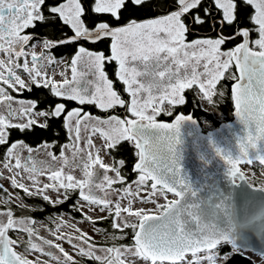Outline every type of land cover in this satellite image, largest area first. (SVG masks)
Listing matches in <instances>:
<instances>
[{"label":"snow or ice","instance_id":"6c2138e0","mask_svg":"<svg viewBox=\"0 0 264 264\" xmlns=\"http://www.w3.org/2000/svg\"><path fill=\"white\" fill-rule=\"evenodd\" d=\"M205 29L215 35L188 38ZM101 43L107 51L95 47ZM69 46L67 59L55 56ZM226 80L242 139L232 124L214 123ZM34 88L47 96L12 95ZM188 90L198 108L207 106L206 132L194 114L177 111ZM57 122L63 143L11 140L12 131L36 129L58 137ZM225 133L237 141L235 161L220 146ZM261 145L264 0H0V181L8 182H0V264H234L236 256L249 260L248 251L264 260V250L207 222L202 197L215 187L204 163L224 164L235 180L241 164L264 169V156L245 159ZM73 195L67 213L25 214ZM97 220L113 230L95 229L103 244L78 227Z\"/></svg>","mask_w":264,"mask_h":264},{"label":"water","instance_id":"95a60500","mask_svg":"<svg viewBox=\"0 0 264 264\" xmlns=\"http://www.w3.org/2000/svg\"><path fill=\"white\" fill-rule=\"evenodd\" d=\"M225 124H232V132L243 138L244 130L236 120L234 110L233 120ZM236 143L234 136L225 133V142L220 144L226 152H230L234 161L238 158ZM260 156H264V145H261L260 152L249 150L245 159L256 160ZM202 166L209 175L207 183L215 186L202 194L205 203L203 214L207 222L215 225L221 233L243 238L250 248L264 250V190L250 185L239 168L240 175L233 180L225 165L214 159H209ZM187 167L193 170L195 165L189 161ZM234 264L255 263L251 259L246 261L245 256L240 255L234 257Z\"/></svg>","mask_w":264,"mask_h":264},{"label":"trees","instance_id":"16d2710c","mask_svg":"<svg viewBox=\"0 0 264 264\" xmlns=\"http://www.w3.org/2000/svg\"><path fill=\"white\" fill-rule=\"evenodd\" d=\"M85 2H86V6H87V4L91 3V0H85ZM37 30L39 31V29H37ZM225 31L226 32L230 31V29L226 28ZM197 35H201V36L214 35V32H208L205 29V30H202V31H200L198 33H194V34L190 35L188 38L191 40V39H194ZM95 47L98 48V49H102V50L107 51V44L106 43H101V44L95 45ZM53 52H54L56 57H66V56L69 57L72 54V52H73V48L71 46L65 47V48H57V49H54ZM113 67H114V65H109L107 67V71H108V73L110 75L112 74ZM116 87L119 89L121 86L117 83ZM225 88H226V85H225ZM226 89L228 90V88H226ZM12 95L16 96L17 98H20V99H35V98H43V96H47V91L44 90V89H35L34 88L32 92L24 91L22 94H17L15 92H12ZM225 98H224V100H225ZM48 99H49V101H51L53 103L55 102V99L52 98V97H48ZM220 102L222 104L221 107H220V111L223 112L224 115H226L224 119H230L231 114H230L229 106L226 104L225 101H221L220 100ZM189 105H190V103L188 101V103L186 104V107H188ZM41 106H43V105H41ZM74 106L75 105H73V104H69L70 108L74 107ZM86 110H89V111H91L94 114H98L93 107L86 106ZM159 119H165V118L160 116ZM53 128L60 131V136L54 137L52 131H43V130H40V129H36L34 132L26 133L23 136H21V134L19 132L12 131L11 140L23 139L27 143H29V144H31L33 146H35L37 143H39L43 139H48L49 141H51V140H53L55 138V139L59 140L61 143L65 142L66 138L64 136L63 130L59 129V122L54 124ZM258 168H260L258 165H252V169L253 170H257ZM131 178L132 177H130V179ZM75 199H76L75 195H73V197L67 203H65L63 205H59L55 209L46 206V207H48V212H46V213L33 212V213H25V214L26 215L35 216L38 220H44L45 217L48 215V213H53V212L67 213L69 211V205L74 203ZM28 203L39 204V203H42V201L28 199ZM17 215H20V213L17 212ZM72 216H74L77 219H79L80 214L79 213H72ZM101 221L102 222H100L99 225L103 224L102 226L105 227V229H107L109 232L113 231L111 229V227H110V221L109 220H101ZM11 235H13V234L11 233ZM127 242L128 241H121L120 243H127Z\"/></svg>","mask_w":264,"mask_h":264},{"label":"flooded vegetation","instance_id":"af4514ba","mask_svg":"<svg viewBox=\"0 0 264 264\" xmlns=\"http://www.w3.org/2000/svg\"><path fill=\"white\" fill-rule=\"evenodd\" d=\"M30 31V30H29ZM215 35V33H214ZM213 35V36H214ZM231 45H226L225 47H230ZM57 58H60V57H57ZM66 59L68 58L67 56L65 57ZM223 85H226V88H228V90L226 88H224L223 90L226 92V95L224 97H218V105H217V108L214 110L215 111V118H214V123H215V126L218 127L220 126V123L223 122V123H230L232 120H233V106H232V103H231V100H230V86H231V81L230 80H226V81H222L221 82ZM185 95L190 103V105L188 107H186V105H184L183 107H180L177 109L178 112H184V113H191V114H194V116L196 118L199 119L200 121V126L202 129H204V131L206 132L207 131V127L204 125L203 121H204V117L206 115H208V113H206L203 108L204 107H207L206 105L204 106H201V107H197V103H198V100L194 97V93L191 91V90H188L185 92ZM226 97V98H225ZM225 98V100H224ZM20 99V98H19ZM221 101H225L226 104L229 106L230 108V119H224L226 115L223 114V112L220 111V107H221ZM95 109V111L98 113L96 115H104V113L100 112L98 109H96L95 107H93ZM228 108V107H227ZM121 111V114L122 113V110ZM210 111H213L210 109ZM94 114V113H93ZM163 118L165 119H159L160 121H164V122H168L171 120L170 117L168 116H165V115H162ZM210 119H213V117H209ZM76 198V197H75ZM102 222L101 220H97L96 221V224H95V228L93 227V224L90 223V222H87L88 224H90L93 228V232L90 234L88 233L89 235L93 236L95 241L98 243V244H103L105 242V236L103 234H100V233H97L96 232V228L98 229H105V227H103L102 225H99V223ZM17 251H23V249H17ZM74 254V253H73Z\"/></svg>","mask_w":264,"mask_h":264},{"label":"rangeland","instance_id":"374dc122","mask_svg":"<svg viewBox=\"0 0 264 264\" xmlns=\"http://www.w3.org/2000/svg\"><path fill=\"white\" fill-rule=\"evenodd\" d=\"M62 58V57H60ZM65 58V57H63ZM66 59V58H65ZM63 67V64H60V65H53L51 68L47 69V71L49 72L50 75L53 74V69H55V71L58 73L60 71V69ZM70 74V73H69ZM56 79H60L59 75H56ZM239 170L241 171L242 175L246 178L247 182L250 184V185H255V187H259L261 189L264 190V169L262 168H258L257 170H253L252 169V166H248V165H241L239 167ZM2 183L5 184V186H7V181H0ZM170 199L172 198L171 196L169 197ZM141 206H144V205H141L139 203L136 204V207H141ZM147 207L151 208L152 205H146ZM90 215H92L90 213ZM65 219L67 220L68 219V216L66 215L65 216ZM70 223H74V221H69ZM41 235H44L46 236L47 233L45 232V230L43 228H41L39 225H37ZM78 227H80L81 229H83L84 231L88 232V233H92L93 232V228L90 224H88L87 222L85 223H80L78 225ZM66 231H69L71 232L72 229L71 228H67L65 229ZM12 237L14 239H19V237L16 236L15 233H12ZM48 238H51V237H48ZM64 248L70 253V254H73V249L67 244V243H64ZM20 249H23V246L20 247ZM22 252V251H21ZM247 257H250V259L255 263V264H264V260L261 259L260 255L258 254H254V253H251V252H247ZM30 259L33 258V257H29Z\"/></svg>","mask_w":264,"mask_h":264}]
</instances>
